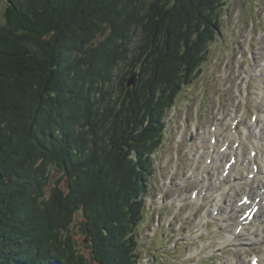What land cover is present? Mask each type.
<instances>
[{"label": "trees", "instance_id": "obj_1", "mask_svg": "<svg viewBox=\"0 0 264 264\" xmlns=\"http://www.w3.org/2000/svg\"><path fill=\"white\" fill-rule=\"evenodd\" d=\"M224 1L9 0L0 21V264L136 262L133 230L161 119L199 74Z\"/></svg>", "mask_w": 264, "mask_h": 264}, {"label": "rangeland", "instance_id": "obj_2", "mask_svg": "<svg viewBox=\"0 0 264 264\" xmlns=\"http://www.w3.org/2000/svg\"><path fill=\"white\" fill-rule=\"evenodd\" d=\"M8 2L0 0V21ZM219 18L220 28L207 45L199 74L181 87L161 119L164 133L151 154L152 173L146 180L142 218L133 230L137 240L133 264H229L236 255L235 245L246 241L247 236L241 234L232 245L219 243L235 228L236 221L228 220V212L241 195L239 190L234 193L236 187L221 193L224 212L202 218L199 225L215 198L208 197L199 206L189 198L193 190L205 189L207 182L213 187V176L220 170L211 168L209 175L198 178L187 176L191 166L205 163L209 129L218 125L223 137L227 119L234 112L245 113L244 122L250 123L258 110H264V100H256L257 81L264 86V0H225ZM116 68L113 72L119 77L124 68ZM227 157L224 161L221 157L222 165ZM56 177L53 173L50 182ZM79 215L77 212L74 222ZM71 227L75 248L87 256V239ZM259 248L249 246L247 254ZM245 261L247 264L248 258Z\"/></svg>", "mask_w": 264, "mask_h": 264}, {"label": "bare ground", "instance_id": "obj_3", "mask_svg": "<svg viewBox=\"0 0 264 264\" xmlns=\"http://www.w3.org/2000/svg\"><path fill=\"white\" fill-rule=\"evenodd\" d=\"M256 87L258 90L256 100L258 102L263 101L264 86L261 85L260 80L257 81ZM244 114L234 112L228 117V124H226L225 128L226 133L223 137L221 135L222 128L220 129L218 125L209 129L208 138H215V143L213 144L210 141L205 159L210 157L211 163H204L201 167H190L189 179L198 178L204 174L209 175V169L211 168H214V170L220 169L213 176V187L210 188L208 186L209 182H207L204 190L200 189L196 192L194 199L196 206H199L208 197L215 198L214 205L209 212L210 214L203 215L198 220L197 225L201 223L202 218L212 217L216 213L219 215L224 212L222 203L220 204L219 200L222 196L221 193L223 194L228 188L236 187L234 193L236 192L237 194L239 190L241 194L243 193L244 196L250 195L252 199L259 196L262 190L264 192V123L261 122L264 120V110H258L255 113L254 121L250 120V123L244 122ZM232 139L237 145H233ZM217 143L221 145L217 146ZM220 147L224 148L223 151H221ZM243 148L247 150V154H244ZM226 155L232 156L233 158L231 159L233 161L229 165L227 173L224 174L226 169L224 163L231 160L227 157V160L222 165L221 162L224 161ZM221 157L222 161L220 162ZM254 166H257V171H254ZM189 198L192 199L191 195ZM237 202L238 200H235L228 212V220L235 219L236 221L235 228L230 230L225 237H222L219 243L221 246L232 245L233 242L239 240L241 234H245L247 236L246 241L235 245L236 255L228 263L237 264V261L242 259L241 264H246L245 260L248 258L247 264H249L254 257H258V264H264V219L259 214H256L252 220L247 222L246 219L241 218L247 206L240 205ZM249 246L260 248L255 251L257 252L256 254L254 252V254L248 255Z\"/></svg>", "mask_w": 264, "mask_h": 264}, {"label": "water", "instance_id": "obj_4", "mask_svg": "<svg viewBox=\"0 0 264 264\" xmlns=\"http://www.w3.org/2000/svg\"><path fill=\"white\" fill-rule=\"evenodd\" d=\"M136 73L131 74V76L126 80V87L129 88L135 83ZM54 264H58L54 262Z\"/></svg>", "mask_w": 264, "mask_h": 264}, {"label": "snow or ice", "instance_id": "obj_5", "mask_svg": "<svg viewBox=\"0 0 264 264\" xmlns=\"http://www.w3.org/2000/svg\"><path fill=\"white\" fill-rule=\"evenodd\" d=\"M254 264H255V262H254Z\"/></svg>", "mask_w": 264, "mask_h": 264}]
</instances>
